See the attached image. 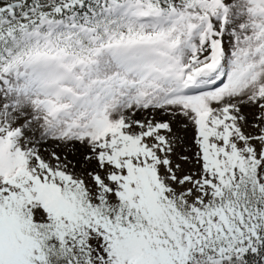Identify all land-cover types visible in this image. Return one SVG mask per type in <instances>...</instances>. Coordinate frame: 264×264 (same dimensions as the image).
<instances>
[{
	"label": "snow or ice",
	"instance_id": "1",
	"mask_svg": "<svg viewBox=\"0 0 264 264\" xmlns=\"http://www.w3.org/2000/svg\"><path fill=\"white\" fill-rule=\"evenodd\" d=\"M0 264H264V0H0Z\"/></svg>",
	"mask_w": 264,
	"mask_h": 264
}]
</instances>
